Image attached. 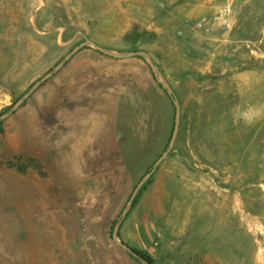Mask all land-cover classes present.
Here are the masks:
<instances>
[{
    "label": "rangeland",
    "instance_id": "1",
    "mask_svg": "<svg viewBox=\"0 0 264 264\" xmlns=\"http://www.w3.org/2000/svg\"><path fill=\"white\" fill-rule=\"evenodd\" d=\"M85 41L118 57L0 122V264H142L120 221L154 264H264V0H0V116Z\"/></svg>",
    "mask_w": 264,
    "mask_h": 264
},
{
    "label": "water",
    "instance_id": "2",
    "mask_svg": "<svg viewBox=\"0 0 264 264\" xmlns=\"http://www.w3.org/2000/svg\"><path fill=\"white\" fill-rule=\"evenodd\" d=\"M88 44H91L95 47L96 50L100 51L101 53L105 54V55H108V56H112V57H118L117 55L115 54H112V53H109V52H106V51H103L100 47H98L97 45H95L94 43L92 42H89V41H85L81 44H79L77 47H75L70 53H68L51 71H49L48 73H46L43 77H41L32 87V89L27 92L21 99H19L15 105L12 107V110L11 112L9 113H6V114H3L0 116V122L2 120H4L5 118L9 117L13 112H15L21 105L22 103L36 90L40 87V85L42 83H44L45 81H47L50 77H52L55 73H57L65 64L66 62L76 53L78 52L81 48L87 46ZM141 54L140 52H135V53H129L127 55H125L124 57H131V56H135V55H139ZM145 56L147 57V60H148V64L149 66L152 68V72L153 74L156 76V71L151 63V59L149 57V55L145 54ZM164 88L167 89V91L169 93L172 94V91L171 89L166 86V85H163ZM175 106H176V123H175V128H174V132H173V137L171 139V142H170V145H169V148L168 150L158 159V161L155 163L154 166H157L163 159H165L168 155V153L170 152L171 148L173 147L174 145V140H175V137L177 135V130L179 128V122H180V112H179V108H178V102L177 100L175 99ZM149 177V174H147L143 180L138 184V186L135 188V190L133 191L132 195H131V198H130V201L128 202L127 204V207H129L131 205V201L133 200V198L135 197V195L137 194L138 190L140 189V187L143 185V183L145 182V180ZM126 209L124 210L123 214H122V218H125L126 216ZM120 224H121V221L118 223V225L115 227V230H114V233H113V240L114 242H116L118 244V246H120L121 248H123L124 250H126L128 253H130L134 258L138 259L140 263L142 264H148V262H146L145 260H143L142 258H140L136 253H134L129 247H127L126 245H124L123 243H120L117 241V234H118V231H119V228H120Z\"/></svg>",
    "mask_w": 264,
    "mask_h": 264
},
{
    "label": "trees",
    "instance_id": "3",
    "mask_svg": "<svg viewBox=\"0 0 264 264\" xmlns=\"http://www.w3.org/2000/svg\"><path fill=\"white\" fill-rule=\"evenodd\" d=\"M138 198V197H137ZM137 198L134 200L133 205L134 206L137 203ZM130 248V247H129ZM134 253H136L140 258H142L143 260H145L146 262H148V264H154L153 259L149 256L146 255L144 253H142L141 251H138L137 249L134 248H130Z\"/></svg>",
    "mask_w": 264,
    "mask_h": 264
},
{
    "label": "clouds",
    "instance_id": "4",
    "mask_svg": "<svg viewBox=\"0 0 264 264\" xmlns=\"http://www.w3.org/2000/svg\"><path fill=\"white\" fill-rule=\"evenodd\" d=\"M252 121H249V123H251Z\"/></svg>",
    "mask_w": 264,
    "mask_h": 264
},
{
    "label": "built area",
    "instance_id": "5",
    "mask_svg": "<svg viewBox=\"0 0 264 264\" xmlns=\"http://www.w3.org/2000/svg\"><path fill=\"white\" fill-rule=\"evenodd\" d=\"M199 26H201V25H199Z\"/></svg>",
    "mask_w": 264,
    "mask_h": 264
}]
</instances>
